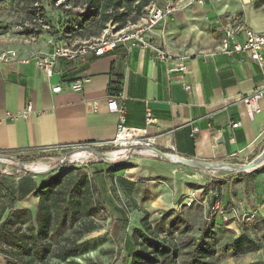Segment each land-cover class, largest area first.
<instances>
[{
	"label": "crops",
	"instance_id": "1",
	"mask_svg": "<svg viewBox=\"0 0 264 264\" xmlns=\"http://www.w3.org/2000/svg\"><path fill=\"white\" fill-rule=\"evenodd\" d=\"M230 16L238 17L254 30H263L264 0H182L173 15L156 25L149 35L152 43L167 52L165 59L156 57L149 48L126 50L120 46L101 56L88 55L84 61L61 58L50 78L39 73L34 61L37 53L52 50L46 33L24 36L0 30V54L8 50L17 53V58L0 60V153L29 156L36 151L72 149L83 143L97 150L108 147L118 115L108 110L107 102L111 82L117 81L119 93L115 100L125 107L126 125L144 126L147 108L154 114L155 121L146 126L147 134L155 139L154 147L203 161L243 163L256 157L264 149V97L258 101L261 111L252 116L241 99L262 84V74L244 53L218 49L222 28ZM192 51L195 54L184 60L185 72L169 70ZM21 57L27 61L22 62ZM63 74L66 80H87L79 90L63 88L53 92V84L67 85V81H61ZM28 100L32 101L33 111L27 116L19 115ZM7 112L13 117L7 118ZM235 121L239 125L232 127ZM194 127L197 132H193ZM126 163L99 161L86 167L102 194L110 197L113 183L116 195L133 199L138 198L139 177L162 175L176 179L188 168L139 155ZM241 172V176L228 177L230 184L222 187V200L234 209L237 218L256 212L254 219L239 222L262 243L264 251V162ZM35 178L37 182L41 180L37 179L41 176ZM121 182L134 186V191L125 190ZM167 190L164 199L170 200ZM30 198L37 199L31 194L21 202ZM210 200L209 195H204L203 203L207 205ZM232 228L236 236L240 234L237 225Z\"/></svg>",
	"mask_w": 264,
	"mask_h": 264
},
{
	"label": "trees",
	"instance_id": "2",
	"mask_svg": "<svg viewBox=\"0 0 264 264\" xmlns=\"http://www.w3.org/2000/svg\"><path fill=\"white\" fill-rule=\"evenodd\" d=\"M151 1L154 0H9L12 12L19 17V34L46 33L61 42L97 37L109 22L118 28L136 22ZM3 18L0 11V30H6L10 24ZM75 79L66 80L64 74L61 75V81ZM116 82H111L109 88L113 98L119 93ZM16 158L19 162H27L34 157ZM20 171L25 175L14 183L6 184L0 179V264H49L51 259L74 248L84 235L101 226V215L110 197L102 194L95 177L87 169L65 163L43 174L39 182L29 174L31 171L21 167ZM241 173L212 178L204 195L212 200L211 188L218 187L222 191L223 186L230 184L229 176H241ZM0 177L6 176L0 173ZM124 185L130 192L131 188ZM31 194L37 198L34 210L18 205ZM131 200L136 204L133 198ZM222 202L225 207L232 208ZM141 211L138 224L118 241L115 262L125 253L127 264H214V258L220 254L226 258L235 254L239 238L260 243L239 221L236 225L240 234L229 238L205 220L196 228L186 217L173 216L171 209L156 217L147 209ZM120 224L125 226L126 219L122 217Z\"/></svg>",
	"mask_w": 264,
	"mask_h": 264
},
{
	"label": "built area",
	"instance_id": "3",
	"mask_svg": "<svg viewBox=\"0 0 264 264\" xmlns=\"http://www.w3.org/2000/svg\"><path fill=\"white\" fill-rule=\"evenodd\" d=\"M198 3H203V0H196ZM176 10L174 0H164L162 5L151 1L145 6V12L136 22H128L124 27L118 28L114 23H107V26L102 30L99 36L88 40H75L72 42H61L53 37L48 36V41L52 45V50L49 52H39L34 55L35 65L41 75L50 78L53 74L55 66L59 59H66L72 62L84 61L88 55L101 56L109 50L117 47H124L126 50L134 48H149L153 50L156 57L165 59L167 52L164 49L156 46L151 41L149 36L153 29L162 22L166 17H171ZM45 27V26H44ZM218 49L231 53H244L247 58L254 61L262 74V84L247 93L242 97V102L246 107V112L249 116L261 111V106L258 101L264 97V29L254 30L247 25L243 20L236 16L228 17V21L222 28V34ZM195 54V51L187 52L181 57V61L169 67L170 71L185 72L187 66L184 60ZM17 58L15 50H8L0 54V60H8ZM22 62L27 61V58L21 57ZM87 77H79L63 87L60 83L53 84L51 90L53 92L61 91L63 88L79 90ZM188 89L189 85H185ZM107 108L111 112L118 115V124L114 137L109 141V146L114 147L112 150H104L106 156L112 160L125 157L130 158L133 154L139 156H147L151 158L158 157L157 154L150 148L154 145L155 139L147 134L146 126L155 121V116L150 109H146L144 126L136 127L125 124V107L122 103H117L115 98L110 97L107 102ZM33 111L32 101L28 100L24 108L19 111V115L27 116ZM7 118H12L11 113H6ZM1 121V117H0ZM238 121L232 122V127H237ZM197 128H193V132H197ZM85 146V145H78ZM85 151L94 155L87 149L81 148L74 150L68 156L63 155L58 158V162L70 161L74 162L71 157L75 152ZM118 152L115 157H111L109 153ZM146 151L147 153H144ZM95 156V155H94ZM69 157V158H68ZM96 157V156H95ZM96 159H98L96 157ZM13 162L12 160H6ZM91 161V160H87ZM15 162V161H14ZM221 188L213 187L210 190L212 200L207 204L206 218L219 219L222 222L243 221L245 219H254L256 212L251 211L241 218L233 215L234 209L227 208L223 205ZM196 198L195 190H189L187 193L186 205H190Z\"/></svg>",
	"mask_w": 264,
	"mask_h": 264
},
{
	"label": "rangeland",
	"instance_id": "4",
	"mask_svg": "<svg viewBox=\"0 0 264 264\" xmlns=\"http://www.w3.org/2000/svg\"><path fill=\"white\" fill-rule=\"evenodd\" d=\"M181 1L182 0H174L176 5H178V3ZM186 1H188V3L196 2V0ZM154 2H156L158 5H162L164 0H154ZM0 5V11L4 17L3 19H8L10 22L8 28L5 31H9L14 34L18 33V31L21 29V27L18 26V23L20 22L19 17L15 12H12V6L9 0H0ZM54 13L56 12L54 11ZM113 148L114 147H109L106 150H112ZM70 150L71 149L69 148H63L50 151H36L35 153L29 155V157L31 156L34 158H30L29 161L23 163L26 166L31 162L35 163L38 161L47 164V168L43 169L46 170L45 172L38 173L31 170L30 168H27L26 170L32 172L29 174H32L36 177L41 176L42 178L43 174L49 172L48 169L53 167L58 162V158L60 156H68L71 154L69 153ZM132 156L137 155L133 154ZM127 159L129 158L121 156L120 158L116 159V161L123 160L125 161L124 165H127ZM99 161L100 160L96 159L94 155L88 154V157L84 159L76 160L74 162L65 161L62 164L66 163L69 164V166H75L78 168L83 167L90 173V168H87L86 166L92 162ZM58 168L59 167L54 168L53 170H57ZM177 169L183 168L178 166ZM183 172L184 174H180V176L177 175L176 179L162 175L154 177H139L137 182H141L140 185L136 186V194L138 196L137 199H134L136 204H134L131 198H128L127 196L116 195L118 192L113 190V188L116 187L110 186V200H106L107 209H105L101 215V226L84 235V237L79 241L78 245L74 248L68 250L66 253L58 257L51 259L49 264H127L128 257L125 253H123L115 262L117 243L118 241H121L123 235L131 233L132 228L138 224V219L142 215L141 209L143 208L150 211L152 217L159 216L162 211L171 209L173 216L182 215L186 217L188 222L196 228L203 220H205L209 222V224L213 225L217 231L222 232L221 234H223L224 237L233 238V235H236V231H234L232 227L236 226L234 225L236 221L221 223L216 219L212 221L207 219V205L203 203V197L204 194L208 192V183L211 181V179L215 177L222 178L225 177V175L233 172L225 170L213 172L207 169H195L190 167L184 169ZM0 173L6 176L0 177V179L6 184L14 183L18 181L22 175H25V172L20 171V165L18 162H10L6 160L0 161ZM206 180L208 182H206V184H202V182H205ZM117 181V183H119V179H117ZM180 181L182 182L179 183ZM121 184L125 187L124 182H121ZM131 188V190L134 191L133 188L135 187L133 186ZM167 189L169 190L168 196L170 197V200L164 199L166 197L164 190ZM189 190H195L196 198L190 205H186L185 201L187 200V193ZM175 193L176 195H174ZM172 201L176 202L178 206H173ZM36 202L37 199L30 198V201L28 200L26 202H20L18 205L34 210ZM158 203H160V205H158ZM120 209L125 212V215H123L124 212ZM122 217L126 219L125 226L120 224V219ZM257 243L247 238H239V245L237 246L235 254L227 258L220 254L214 258V264H264V258L262 256L264 255V251L261 250L262 243ZM1 262L2 260L0 258V263Z\"/></svg>",
	"mask_w": 264,
	"mask_h": 264
},
{
	"label": "water",
	"instance_id": "5",
	"mask_svg": "<svg viewBox=\"0 0 264 264\" xmlns=\"http://www.w3.org/2000/svg\"><path fill=\"white\" fill-rule=\"evenodd\" d=\"M87 149L91 153H93L100 161H105V162H115L116 160H112L106 156V154L102 151L97 150L96 148L92 146H81V147H76L72 149L69 153H72L74 150L78 149ZM158 157L164 159L165 161L182 165L185 167H190V168H195V169H207V170H225V171H232V172H240V171H248L251 169L256 168L259 166L262 162H264V149L253 159L247 162L243 163H234L230 161H224V160H216V161H203V160H197L193 158H182L178 157L172 153L162 151L158 149L157 147L151 146L150 147ZM0 159L3 160H12L16 161L19 163L20 167L23 170H27L26 165L23 162H19L16 157L12 155H8L6 153H0ZM62 165V162H57L53 167L48 169V171L53 170L54 168L60 167ZM46 170H41V171H36L38 173L45 172Z\"/></svg>",
	"mask_w": 264,
	"mask_h": 264
},
{
	"label": "bare ground",
	"instance_id": "6",
	"mask_svg": "<svg viewBox=\"0 0 264 264\" xmlns=\"http://www.w3.org/2000/svg\"><path fill=\"white\" fill-rule=\"evenodd\" d=\"M88 152H85V151H78V152H75L73 155H72V157H71V159L72 160H80V159H84V158H86V157H88V154H87ZM144 153H147L146 151H144ZM118 154V152H116V151H112L111 153H109V155L111 156V157H115L116 155ZM0 161H4L3 159H0ZM27 168H30L31 170H33V171H41V170H43V169H45V168H47V164H45V163H43V162H41V161H38V162H35V163H30V164H28L27 166H26ZM213 172H215V170H212Z\"/></svg>",
	"mask_w": 264,
	"mask_h": 264
},
{
	"label": "flooded vegetation",
	"instance_id": "7",
	"mask_svg": "<svg viewBox=\"0 0 264 264\" xmlns=\"http://www.w3.org/2000/svg\"><path fill=\"white\" fill-rule=\"evenodd\" d=\"M77 147H80V146H77ZM76 148V147H75Z\"/></svg>",
	"mask_w": 264,
	"mask_h": 264
}]
</instances>
